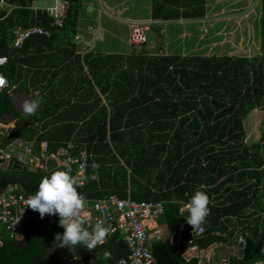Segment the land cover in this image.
Returning <instances> with one entry per match:
<instances>
[{
    "label": "trees",
    "instance_id": "trees-1",
    "mask_svg": "<svg viewBox=\"0 0 264 264\" xmlns=\"http://www.w3.org/2000/svg\"><path fill=\"white\" fill-rule=\"evenodd\" d=\"M62 1L68 4L62 27L35 11L32 0H11L16 9L0 14V57L8 59L1 72L9 82L0 94V120L15 112L14 92L42 100L10 135L0 132V150L15 138L34 142L37 154L47 142L54 156L72 144L71 155L88 156L84 185L77 191L89 202L110 197L162 202L169 236L153 244L157 264H201L200 258L184 259L172 236L191 227L182 202L203 184L209 213L203 234L188 247L206 251L220 245L209 264L223 253L227 264H264V123L258 141L246 142L245 133L249 115L264 112V0L254 21L259 52L251 57L151 56L136 49L126 56H81L74 39L84 0ZM206 13L207 0L152 3L155 20L200 19ZM17 27H40L50 36L33 35L15 49ZM2 164L0 192L29 196L50 173ZM92 174L98 179H88ZM55 218L50 231L41 226L44 218L29 220L21 241L3 228L0 264H80L77 255L85 248L53 249L54 234L63 232ZM241 237L244 258L226 255ZM128 256L117 233L82 260L117 264Z\"/></svg>",
    "mask_w": 264,
    "mask_h": 264
},
{
    "label": "crops",
    "instance_id": "crops-1",
    "mask_svg": "<svg viewBox=\"0 0 264 264\" xmlns=\"http://www.w3.org/2000/svg\"><path fill=\"white\" fill-rule=\"evenodd\" d=\"M152 3L153 0H103L106 12L100 13L99 0H84L79 18L78 33L74 39L78 53L81 56L87 53L126 56L136 49L135 51L151 56L199 55L209 57L233 55V48L237 49V45L241 46V51L244 53L250 44V36L247 35V30L249 24L254 23L255 17L253 18L249 12H246V9L251 11L253 0H207V13L204 18H181L172 21L153 19ZM131 21H141L150 25L147 43L141 48H133L130 45L129 23ZM119 31L124 32L125 39L117 38L119 36L116 33ZM98 49L99 52H97ZM11 98L16 116L5 124L0 123V132L4 131L7 135L16 129L20 118L30 116L25 115L20 109L22 102L26 98H33V95L14 92L11 94ZM60 153L57 157L60 156ZM9 164L3 162L2 165L7 167ZM12 191L13 189H9L3 191V194H11ZM23 237L18 241H21ZM166 238L164 235V239ZM238 244L237 242L236 245L226 248V255L232 256L233 247ZM219 247L220 245L215 247L213 251H208L209 249L204 251L208 252L207 261L201 259V253L199 257L201 264H209L215 250ZM90 250L86 249L77 255L81 259V263H85L82 259L87 258ZM219 260L215 264H227L224 253Z\"/></svg>",
    "mask_w": 264,
    "mask_h": 264
},
{
    "label": "built area",
    "instance_id": "built-area-1",
    "mask_svg": "<svg viewBox=\"0 0 264 264\" xmlns=\"http://www.w3.org/2000/svg\"><path fill=\"white\" fill-rule=\"evenodd\" d=\"M10 1L0 0V14L7 9V15H9L16 9V5L11 4ZM54 1L53 6L45 9H36V0H32L33 9L46 13L54 20L56 26L62 27L67 16L68 4L62 0ZM253 2V5H259L260 0H253ZM99 3L100 13L106 12L103 0H99ZM149 28V24L141 21H131L129 23V41L133 48H141L147 43ZM33 35L49 37L50 33L40 27L28 30L17 27L13 31V47L20 49L24 42ZM7 63L8 59L6 57H0V94L9 87L8 80L1 72V69ZM73 148V145L69 144L67 150L61 151L60 156H64V160L60 163V167L66 169L68 173H73V178L76 180L77 185L83 187L88 156L84 152H80L75 156L71 155L70 151ZM47 153V142L41 143L40 153L37 154L34 142L15 138L5 150L0 151V160L17 164L32 171H39L45 170ZM52 157L57 158L54 155ZM81 194L86 202L83 210L86 213V227L91 228L99 219H103L107 225H110L109 234L96 247H102L110 235L119 233L129 249V256L118 261L117 264H157L153 254V244L164 240L163 231L158 226V222L165 212L162 202H137L131 199L119 200L115 197L89 202L84 194ZM29 196L0 193V249L3 247V228H6L11 239L18 241L23 237L25 223L31 219L39 218L38 212L26 207V201ZM44 223L46 230L50 231L56 224L55 215L46 214ZM203 232L201 228L195 231L192 239L188 240L187 244L192 245L193 238L202 235ZM238 243L245 245V239L239 238Z\"/></svg>",
    "mask_w": 264,
    "mask_h": 264
},
{
    "label": "clouds",
    "instance_id": "clouds-1",
    "mask_svg": "<svg viewBox=\"0 0 264 264\" xmlns=\"http://www.w3.org/2000/svg\"><path fill=\"white\" fill-rule=\"evenodd\" d=\"M41 106L40 98H26L20 110L25 115H32ZM92 167L96 169L99 166L93 164ZM88 179L96 180L98 177L92 174ZM205 188V185H199L187 202H182L181 212H187L183 218L193 230L201 228L209 213V198ZM85 203L82 194L77 191L76 180L66 171L54 170L42 179L36 191L28 197L26 207L38 212L41 219L46 214L58 216V226L63 232L54 234L53 249H74L78 246L93 249L109 234L110 225L99 219L91 229L86 227V213L83 211Z\"/></svg>",
    "mask_w": 264,
    "mask_h": 264
},
{
    "label": "rangeland",
    "instance_id": "rangeland-1",
    "mask_svg": "<svg viewBox=\"0 0 264 264\" xmlns=\"http://www.w3.org/2000/svg\"><path fill=\"white\" fill-rule=\"evenodd\" d=\"M55 3L54 0H36L35 7L36 9H45L47 7L53 6ZM254 3V2H253ZM258 9L259 5H253L251 7V11L249 9H246V12H249L250 15L254 18L255 16H258ZM255 20V19H254ZM248 36H250V44L248 47H246L245 52L241 51V46L237 45V49L233 48V55H246V56H254V54L259 52V42L256 37V22L255 23H250L248 26ZM214 32V31H213ZM119 37L117 38H126V35L124 32L119 31L116 33ZM100 50L98 49L97 52ZM263 123H264V112L261 110H255L253 111L247 121L245 122V133H246V142L248 143H253L258 141L261 138V130L263 128ZM158 225L160 226V229L163 231V234L166 235V237L169 236L166 230L165 223L160 219L158 222ZM208 252H205V254H202L201 259L203 261H207V254ZM58 259H62V256H57Z\"/></svg>",
    "mask_w": 264,
    "mask_h": 264
},
{
    "label": "water",
    "instance_id": "water-1",
    "mask_svg": "<svg viewBox=\"0 0 264 264\" xmlns=\"http://www.w3.org/2000/svg\"><path fill=\"white\" fill-rule=\"evenodd\" d=\"M15 116H16L15 113H11L8 116L3 117L0 120V123L5 124L8 121H10L12 118H14ZM63 160H64V156L61 155V156H58L57 158H53L52 154L48 152L45 170L47 172H51V171L58 169L60 167V163ZM2 167L6 168L3 165ZM41 226L43 229H46L44 222L41 223ZM193 234H194V230L192 229V227H190L172 236V244L177 245L180 255L183 256V258L186 259L187 261H190L193 258H199L201 253L202 254L205 253L204 251H200L197 246H194L193 248L188 249L187 241L192 239ZM217 246L219 245L218 244L212 245L208 251L210 250L213 251L215 247ZM244 246L245 245L243 243H239L237 246H234L232 256H236L239 259H243L244 258Z\"/></svg>",
    "mask_w": 264,
    "mask_h": 264
}]
</instances>
